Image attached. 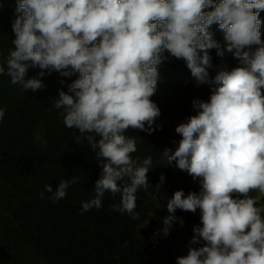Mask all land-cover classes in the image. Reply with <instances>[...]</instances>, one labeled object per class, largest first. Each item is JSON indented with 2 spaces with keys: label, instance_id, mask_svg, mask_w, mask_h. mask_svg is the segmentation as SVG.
<instances>
[{
  "label": "clouds",
  "instance_id": "9594fccd",
  "mask_svg": "<svg viewBox=\"0 0 264 264\" xmlns=\"http://www.w3.org/2000/svg\"><path fill=\"white\" fill-rule=\"evenodd\" d=\"M12 44L6 70L23 91L45 87L43 77L58 73L71 79L58 89L55 108L63 124L87 140L102 169L94 198L81 214L99 209L106 193L120 194L113 210L139 219L137 192L147 188L152 158L131 154L136 139L129 130L153 134L159 107L150 100L159 67L182 59L198 84L212 88L207 102L192 101L195 115L175 128L181 139L162 151L168 165L199 183V192L182 190L167 200L163 226L153 234L167 238L175 212L200 213L187 255L176 264H264V41L259 17L264 0H16ZM224 33L223 43L211 26ZM215 50L221 58L213 64ZM237 61L230 67L226 55ZM30 69H39L28 77ZM210 70L215 72L214 76ZM61 85L65 80L61 79ZM6 110L0 108V121ZM162 127V126H159ZM37 140L41 137L37 135ZM98 138V139H97ZM46 143V142H45ZM173 143H176L175 141ZM154 187L160 189L164 175ZM78 177L45 185L54 203L66 198ZM257 192L252 197L249 194ZM156 208L161 205L156 202ZM182 222V221H181Z\"/></svg>",
  "mask_w": 264,
  "mask_h": 264
},
{
  "label": "trees",
  "instance_id": "16d2710c",
  "mask_svg": "<svg viewBox=\"0 0 264 264\" xmlns=\"http://www.w3.org/2000/svg\"><path fill=\"white\" fill-rule=\"evenodd\" d=\"M16 7V0H0V64L5 70L9 50H14ZM259 18L264 21V12ZM211 31L223 43L224 33L218 26H211ZM261 34L264 41V24ZM210 54L213 64L219 66L222 61L215 50ZM223 62L237 66L230 54ZM38 71L30 69L26 78L36 77ZM159 74L157 90L150 97L161 112L153 125L157 130L151 135L132 129L125 133L136 139L134 159L152 158L150 186L136 194V220L113 210V205L120 204V194L106 193L99 209L81 214L82 203L94 198L93 186L102 169L87 140L78 143L79 131L66 128L62 110L55 108L58 89L67 92V84L76 77L63 78L54 72L42 78L44 88L32 92L13 85L6 74L0 75V108L6 110L0 121V264H176L174 248L180 230L191 240L200 213L178 209V222L170 235L153 239L168 214L167 200L178 190H189L191 179L175 162L169 166L162 151L175 150L181 139L175 128L196 114L192 101L207 102L214 86L198 84L182 59L169 58L160 65ZM210 74L215 72L210 70ZM161 175L165 181L157 189L154 186ZM73 177L79 183L68 189L66 198L54 203L47 192L41 198L45 185L55 190L60 181ZM156 202L161 208H156ZM262 204L264 196L257 206Z\"/></svg>",
  "mask_w": 264,
  "mask_h": 264
},
{
  "label": "rangeland",
  "instance_id": "374dc122",
  "mask_svg": "<svg viewBox=\"0 0 264 264\" xmlns=\"http://www.w3.org/2000/svg\"><path fill=\"white\" fill-rule=\"evenodd\" d=\"M189 190H185L184 189V193L185 195H187L189 192H199V183L198 182H194L192 180V178L190 179V184L188 185ZM257 195H259L257 192H253ZM262 197V196H261ZM261 206H264V204H262ZM189 238H187L186 236H184V232H182V229L180 230L179 233V238H178V242L175 246V252L177 254V257L180 256H185L187 255V251H188V247H189Z\"/></svg>",
  "mask_w": 264,
  "mask_h": 264
}]
</instances>
